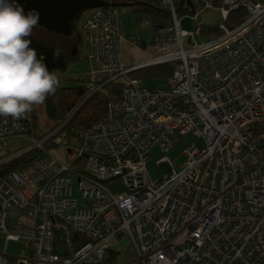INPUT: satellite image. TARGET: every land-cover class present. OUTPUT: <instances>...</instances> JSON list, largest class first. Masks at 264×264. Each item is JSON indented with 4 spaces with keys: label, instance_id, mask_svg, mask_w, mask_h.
<instances>
[{
    "label": "built area",
    "instance_id": "obj_1",
    "mask_svg": "<svg viewBox=\"0 0 264 264\" xmlns=\"http://www.w3.org/2000/svg\"><path fill=\"white\" fill-rule=\"evenodd\" d=\"M142 1L171 20L153 31L141 61L121 59L118 7L93 8L80 26L89 63L82 79L90 88L122 86L80 131L73 157L55 158L43 136L11 155L34 147L37 157L0 175L4 247L16 240L27 248L10 264H106L109 240L120 233L134 256L117 264H264V0H220L224 18L237 9L244 17L201 43L179 29L174 0ZM160 63L171 67L166 87L129 75ZM31 118L0 116V149ZM187 135L203 146L188 144L178 168L162 156L166 173L152 180L148 151L166 152ZM0 264H9L4 252Z\"/></svg>",
    "mask_w": 264,
    "mask_h": 264
},
{
    "label": "rangeland",
    "instance_id": "obj_2",
    "mask_svg": "<svg viewBox=\"0 0 264 264\" xmlns=\"http://www.w3.org/2000/svg\"><path fill=\"white\" fill-rule=\"evenodd\" d=\"M108 4H132L131 6H120V21L122 28V40L120 44L121 59L126 64H132L145 59L151 52L152 47L147 42L152 34L151 19L147 17L146 10L150 8L145 5L142 0H102ZM194 8V14H176L179 29L187 33H191L190 41L201 43L211 39L218 33L200 34L198 27H214L219 28L221 25H228L224 22V16L221 7L214 3V0H189ZM208 3L207 7H203L202 2ZM144 3V4H142ZM183 4L187 7L186 0H174L175 9L178 5ZM93 10L87 8L75 14L70 21V34H58L46 30L43 26L37 25L33 29L31 39V47L35 48L38 57L43 55L44 62L48 69L56 71L59 77V86L54 94L47 97L41 105L33 107V114L36 119L34 127L29 126L22 136H15L9 139L6 147L0 149V154L11 156L17 151L24 150L31 144L32 139H39L38 136L44 134L51 126L57 123H63L65 120L66 110L61 106L60 92L64 87H83L85 92L89 91L86 87H90L86 80L82 79V75L89 69V63L84 58L85 43L80 33V26L86 16ZM178 11V10H177ZM164 16L169 14L162 13ZM171 20V17H170ZM136 37L140 42H145V46H140L131 39ZM139 81L146 87H166L167 76L159 67L141 69L138 72ZM65 103V100H64ZM64 105V104H63ZM190 143L195 147L201 148L203 141L199 137L187 135L175 143L168 151L162 152L158 147H152L148 151V158L145 167L149 177L152 180L161 178L166 173V168L158 162L162 156H166L175 168L182 163L185 156L182 150ZM78 145V139L71 138L67 144L47 145L48 152L60 161H68L73 157V149ZM20 164L18 167L23 166ZM71 185L73 193L79 195L77 188V178L72 177ZM81 203V199H78ZM3 236H0V253L3 249ZM110 246L106 253L110 255L105 260L106 264H117L130 260L134 256L133 245L129 237L120 233L109 240ZM23 242L16 240H8L5 247V254L8 263L14 262L16 257L27 251L22 248ZM25 249V250H24Z\"/></svg>",
    "mask_w": 264,
    "mask_h": 264
},
{
    "label": "clouds",
    "instance_id": "obj_3",
    "mask_svg": "<svg viewBox=\"0 0 264 264\" xmlns=\"http://www.w3.org/2000/svg\"><path fill=\"white\" fill-rule=\"evenodd\" d=\"M39 14L24 13L14 0H0V116L20 120L41 105L59 86L43 55L31 47Z\"/></svg>",
    "mask_w": 264,
    "mask_h": 264
},
{
    "label": "trees",
    "instance_id": "obj_4",
    "mask_svg": "<svg viewBox=\"0 0 264 264\" xmlns=\"http://www.w3.org/2000/svg\"><path fill=\"white\" fill-rule=\"evenodd\" d=\"M145 3L150 8V10L147 9L146 12L147 17L151 19V25L153 29L152 33L155 29L167 26L170 23V14L167 10L148 2ZM214 3L218 4L219 6L221 5L220 0H214ZM174 10L175 13L179 15L187 13L193 15L195 12L192 5H187V7H184L183 4L181 5V3L178 5L177 9H175L174 6ZM162 13H168V19H166L167 16H164ZM243 17L244 11L242 9H237L230 11L224 18V22L227 23L228 26H232L241 21ZM198 32L200 34H219L218 28L204 26L198 27ZM152 67H159L167 77L171 74L170 65L168 63H160L131 70L129 75L139 79V70ZM121 86L122 83L120 81L110 80L102 83L98 88H90L86 87L85 85L84 87L89 90L86 92L83 87H64L63 91L60 92V101L61 106L65 107L66 110V115L64 117L65 120L63 123H57L51 126L44 134L38 136V138L46 136V138L43 140V149L47 150V145L58 143L67 144L70 142L71 138L78 139L80 131L99 118L103 114L109 102L120 98ZM31 112L32 118L30 126L34 127L36 119L33 114V110ZM39 154V149L33 147L25 150L22 153L5 159L4 161L0 162V175H4L9 171L18 168L20 164H26ZM3 157L5 156L0 154V159Z\"/></svg>",
    "mask_w": 264,
    "mask_h": 264
},
{
    "label": "water",
    "instance_id": "obj_5",
    "mask_svg": "<svg viewBox=\"0 0 264 264\" xmlns=\"http://www.w3.org/2000/svg\"><path fill=\"white\" fill-rule=\"evenodd\" d=\"M24 13L35 10L39 14L38 25L58 34H70V21L79 11L87 8H98L113 5L131 6L132 4H108L102 0H14ZM186 3L191 6L190 1ZM144 4V3H142ZM147 6V4H145Z\"/></svg>",
    "mask_w": 264,
    "mask_h": 264
},
{
    "label": "crops",
    "instance_id": "obj_6",
    "mask_svg": "<svg viewBox=\"0 0 264 264\" xmlns=\"http://www.w3.org/2000/svg\"><path fill=\"white\" fill-rule=\"evenodd\" d=\"M1 236V235H0ZM5 247H6V245H5ZM5 247H4V242H3V249H2V252H4L5 253ZM1 252V253H2Z\"/></svg>",
    "mask_w": 264,
    "mask_h": 264
},
{
    "label": "flooded vegetation",
    "instance_id": "obj_7",
    "mask_svg": "<svg viewBox=\"0 0 264 264\" xmlns=\"http://www.w3.org/2000/svg\"><path fill=\"white\" fill-rule=\"evenodd\" d=\"M145 3V2H144ZM146 4V3H145Z\"/></svg>",
    "mask_w": 264,
    "mask_h": 264
}]
</instances>
